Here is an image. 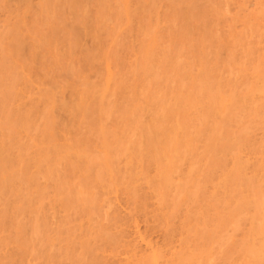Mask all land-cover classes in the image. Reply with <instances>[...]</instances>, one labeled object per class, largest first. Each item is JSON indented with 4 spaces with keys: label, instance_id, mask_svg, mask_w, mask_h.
Returning a JSON list of instances; mask_svg holds the SVG:
<instances>
[{
    "label": "rangeland",
    "instance_id": "1",
    "mask_svg": "<svg viewBox=\"0 0 264 264\" xmlns=\"http://www.w3.org/2000/svg\"><path fill=\"white\" fill-rule=\"evenodd\" d=\"M0 152V264H264V0H0Z\"/></svg>",
    "mask_w": 264,
    "mask_h": 264
},
{
    "label": "bare ground",
    "instance_id": "2",
    "mask_svg": "<svg viewBox=\"0 0 264 264\" xmlns=\"http://www.w3.org/2000/svg\"><path fill=\"white\" fill-rule=\"evenodd\" d=\"M17 42H18V40H17ZM19 44H20V42H19ZM19 44L16 45V48H15L16 50L18 49V51L20 50L19 48H21L20 46H22V45H19ZM21 44H22V42H21ZM16 50H15V51H16ZM14 53H15V52H14ZM15 56H16V55H15ZM17 56H18V54H17ZM92 106H93V105H92ZM92 106H91V107H92ZM95 108H96V107H95ZM89 111H90V110H89ZM0 153H1V152H0ZM81 158H82V157H81ZM1 159L3 160V158H1ZM1 159H0V160H1ZM2 160H1V161H2ZM2 162H3V161H2ZM2 172H3V171H2ZM1 174H2V173H1ZM6 184H7V183H6ZM2 185H3V184H2ZM257 245H258V244H257Z\"/></svg>",
    "mask_w": 264,
    "mask_h": 264
}]
</instances>
